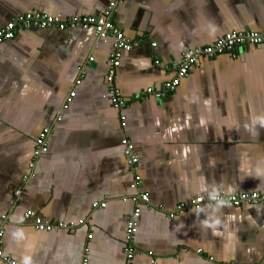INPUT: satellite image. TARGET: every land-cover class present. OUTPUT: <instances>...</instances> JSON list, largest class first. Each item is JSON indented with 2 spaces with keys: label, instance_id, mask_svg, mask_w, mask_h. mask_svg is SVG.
Instances as JSON below:
<instances>
[{
  "label": "crops",
  "instance_id": "obj_1",
  "mask_svg": "<svg viewBox=\"0 0 264 264\" xmlns=\"http://www.w3.org/2000/svg\"><path fill=\"white\" fill-rule=\"evenodd\" d=\"M109 2L0 0V28L29 12L98 16ZM112 20L131 44L114 78L120 112L107 94L112 38L27 28L0 44L4 254L20 264H264L263 204L164 213L211 193L264 195V44L203 58L174 93L138 98L164 89L185 50L264 30V0H119ZM43 130L48 150L35 162ZM138 194L148 201L139 204L129 261L125 227ZM26 211L73 231H35Z\"/></svg>",
  "mask_w": 264,
  "mask_h": 264
},
{
  "label": "built area",
  "instance_id": "obj_2",
  "mask_svg": "<svg viewBox=\"0 0 264 264\" xmlns=\"http://www.w3.org/2000/svg\"><path fill=\"white\" fill-rule=\"evenodd\" d=\"M119 0H110L106 9H104L98 16H72L67 19H61L58 17L48 16L46 14L38 12H29L20 16L15 17L11 21L7 22L6 25L0 28V44L12 40L18 30L27 28H40V29H52L56 28L59 31H65L69 29L81 28L91 29L94 35L99 39L112 38V49L108 57V69L106 74V82L108 83L107 94L111 101L112 107L116 111H121L126 107L121 92L114 84V78L116 70L120 64L121 53L128 52L131 50L130 42L125 38L122 31L114 24L112 18L116 10V6ZM264 44V30L261 32H231L223 35L217 39L214 43L209 46L197 48L194 50H185L181 54V58L177 66L175 67V76L172 80L164 85L162 91H156L154 89H147L140 93L138 98L146 99L148 97H154L156 99H163L168 94H172L176 91L181 80L185 79L192 68L197 66L201 59H211L225 54H231L238 48L242 47H256ZM92 61V58H89ZM157 63V62H156ZM77 84L79 81L76 82ZM75 93L69 92L65 98L62 110H67L71 104ZM61 117L56 118L60 121ZM124 117H120L121 126H125ZM49 134L48 130H43L35 140L33 150V161L36 160L48 150L46 138ZM123 147L124 157L126 158L129 166L133 171H136L137 157L134 154L133 145L131 142L124 138L121 140ZM34 164L31 165L33 167ZM134 183L132 187L135 188L139 183V177L134 174ZM19 192H16V196ZM148 201L146 194H138L132 197V202L135 203V207L126 220L125 227V245L124 253L127 260H132L135 256L134 248V237L138 229V219L141 214V208L139 204H144ZM206 204L209 206L217 207H238L244 204L257 205L263 204L264 206V195L257 192L253 193H236V194H223V193H211L205 196H199L195 198L189 205L180 204L173 210L164 212L171 218L178 211L186 208L199 210L200 206ZM103 206V205H102ZM6 216H1V220H5ZM23 219L29 222L35 231L39 232H51L53 230H69L73 231L71 224L64 223H52L41 219L37 214L32 211H26L23 215ZM4 230L0 223V262L2 264H20L10 256L5 255L1 249L2 239ZM90 238V236L88 237ZM87 251V250H85ZM85 264V262L83 263Z\"/></svg>",
  "mask_w": 264,
  "mask_h": 264
}]
</instances>
